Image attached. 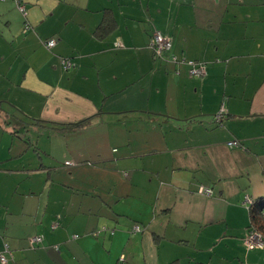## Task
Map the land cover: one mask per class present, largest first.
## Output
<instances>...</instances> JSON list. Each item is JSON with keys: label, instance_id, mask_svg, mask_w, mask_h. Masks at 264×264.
I'll use <instances>...</instances> for the list:
<instances>
[{"label": "crops", "instance_id": "0c3cea01", "mask_svg": "<svg viewBox=\"0 0 264 264\" xmlns=\"http://www.w3.org/2000/svg\"><path fill=\"white\" fill-rule=\"evenodd\" d=\"M23 2L27 30L15 0L0 1L7 264H264V248L243 244L249 201L264 196V0ZM106 9L115 22L100 37ZM152 27L171 37L174 55L203 61L206 74L154 60ZM62 58L74 65L64 69ZM27 125L55 138L33 148L36 158L63 161L77 181L51 185V167L40 168L37 192L17 143L31 147ZM77 131L85 136L69 143ZM111 217L116 225L105 221L94 235Z\"/></svg>", "mask_w": 264, "mask_h": 264}, {"label": "rangeland", "instance_id": "374dc122", "mask_svg": "<svg viewBox=\"0 0 264 264\" xmlns=\"http://www.w3.org/2000/svg\"><path fill=\"white\" fill-rule=\"evenodd\" d=\"M50 39L54 40V43H53V45H54L56 40L54 38H49V40ZM43 44L46 47H48L45 44V41L43 42ZM118 45H119V43H116V46H118ZM52 46H50V47H52ZM73 65H74V63L72 64V66ZM71 67L64 68V69H70ZM20 118L22 120H24L25 122H27V123H31L30 121L26 120L23 116L20 117ZM5 119L8 120L7 117H5ZM1 123L3 125H6L8 130H10V129L12 130V128L15 127L14 124L8 125V124H5L3 121ZM67 127H70V126H67ZM27 129H28L27 136L32 141L31 147L26 148V146L24 144H22L21 142H17V143H19V147H22V146L24 147V151H23V155H22L23 156L22 157V162L24 164H27V167H32V170H33L32 172H27L24 176H27L28 173H31V175L37 176L36 180H30L32 182H37L36 185H35V187L38 190L37 192H41L40 191L41 188L42 189H43V187L45 188V186L42 185L44 183V179L45 178H42L43 177L42 174L38 171V169H40V168L49 169L51 167L50 180H49L51 185H56V182H58L60 184H63V182H65V180L77 181V179H74L72 177H69V176L65 175L64 170H65L66 167L64 166L63 161L60 160V161H56L55 162V160H53V159L46 158V157L44 158V156H43L44 154L43 153L40 154L41 157H43L42 161L40 159L36 158L38 156L37 155L38 152L34 151L33 148L41 147V145H47L48 142H50L51 140H53V139L55 140V138L53 136L49 135L50 133L48 131H51V130L48 129V128L46 129L44 127V125H40V126L27 125ZM73 130H74V128H73ZM83 136H85L84 132L77 131V132L66 134L65 139L67 141H69V143H73V140L78 139V138L82 139ZM16 138H17V141L20 140L18 136H16ZM104 164H107V161H104ZM80 172H83L82 174H84V173L89 172V170H87V168H82L80 170ZM15 173H18V172H15ZM84 175H86V174H84ZM22 183L24 184V182H22ZM23 184L18 187V190H22ZM122 218H120V221L122 220ZM105 221H109L110 223H114L116 225V223H115L116 222V218L115 217H111L109 220H105V218H101L100 219V223L101 224L99 225L98 230L95 231L97 236L100 234V237H101V235L103 234L104 231L102 230V223L105 222ZM125 221L130 223V220H128V219H125ZM127 225H129V224H127ZM118 228L124 229L121 225H118ZM74 236H77V235H74ZM39 237H41V236L39 235ZM252 249H255V248H252Z\"/></svg>", "mask_w": 264, "mask_h": 264}, {"label": "built area", "instance_id": "2783aa9c", "mask_svg": "<svg viewBox=\"0 0 264 264\" xmlns=\"http://www.w3.org/2000/svg\"><path fill=\"white\" fill-rule=\"evenodd\" d=\"M16 3V7L19 9L20 12H22V14L24 15V17L26 16V5L24 4L23 0H15ZM54 43L53 39H47L45 41V44L50 47L52 46ZM152 48L153 51V56L154 58H158L161 56L162 52L168 50L171 46V39L170 37H168L167 35H163L161 34L158 30H155L153 32L152 38H151V42L149 44ZM176 58L173 56L172 60H175ZM61 64L63 68H69L72 66V61L69 58H62L61 59ZM188 64V75L189 76H203L206 74V66L204 62H197L194 60H188L187 61ZM177 72V71H176ZM215 119H220L221 114L217 113L215 115ZM228 145H237L238 143H236L235 141H229L227 143ZM67 163V162H66ZM198 191L200 193H204L209 195L212 191L209 187H204L202 185H200L198 187ZM140 229L139 225L135 224L132 227L133 231H138ZM41 238L39 236H34L30 238V242L31 243H36L38 241H40ZM243 244L244 246L249 249V245L252 246V248H262L264 247V237H262V235L260 233H258L257 231L254 230H246V235L243 239ZM0 260L2 263H5L7 261L6 256L4 255V253L2 252L0 254Z\"/></svg>", "mask_w": 264, "mask_h": 264}, {"label": "trees", "instance_id": "16d2710c", "mask_svg": "<svg viewBox=\"0 0 264 264\" xmlns=\"http://www.w3.org/2000/svg\"><path fill=\"white\" fill-rule=\"evenodd\" d=\"M0 1H2V0H0ZM111 12L112 11L110 9H106L105 14H104L105 17L103 18V20L100 22V24L95 29L96 35H98L100 37L104 36L109 31V29L112 27L111 24L112 25L114 24L115 18L113 16V13H111ZM108 13H110L112 16L110 17V14H108ZM27 22L28 21H27L26 17H24V27H23L24 30H27V29H25L26 25L29 24ZM27 26H29V25H27ZM155 30H158V29L155 27L151 28L150 38H149V42H148V47L151 49V51H152V48L149 44L151 42V38H152L153 32ZM158 31L161 34L167 35L168 37H170L168 34L162 33L160 30H158ZM170 39H171V37H170ZM171 46H172V41H171ZM171 46L168 50L162 52L161 56L156 58V59L153 57V51H152L153 59L154 60H162V61L170 60L171 62L176 63V64L185 63L187 65V68H188V64H187L188 60L203 62V61H199V60H195V59H186L184 57L179 58L171 52ZM173 56L176 58L175 60H172ZM203 76H192V77H203ZM217 113H220L221 117H220V119H215L216 118L215 117L216 114H215L214 115V121L216 123H219L223 117L222 108ZM85 122H86L85 120H81L78 122L71 123L70 125H71V127L78 128V127L83 126ZM228 146L233 147L235 145H228ZM197 191H198V189H197ZM201 194H204V193H201ZM250 229L257 231L258 233H260L262 235V237H264V196L257 197L253 201H249V204H248V225L246 227V230H250ZM94 235H96V232H94ZM262 248H264V247H262ZM257 249H261V248H257ZM7 250L8 249L5 248L4 251H7ZM1 253L2 252H0V254ZM7 253H8L7 255L4 253V255L7 258V261L5 263H2L0 260V264H7L9 262V260L12 259V257H13L12 252L7 251ZM167 264H178V263L176 261H172V262H169Z\"/></svg>", "mask_w": 264, "mask_h": 264}, {"label": "clouds", "instance_id": "9594fccd", "mask_svg": "<svg viewBox=\"0 0 264 264\" xmlns=\"http://www.w3.org/2000/svg\"><path fill=\"white\" fill-rule=\"evenodd\" d=\"M248 247H249V250L251 251V250H252V246H251V245H249Z\"/></svg>", "mask_w": 264, "mask_h": 264}, {"label": "bare ground", "instance_id": "6f19581e", "mask_svg": "<svg viewBox=\"0 0 264 264\" xmlns=\"http://www.w3.org/2000/svg\"><path fill=\"white\" fill-rule=\"evenodd\" d=\"M34 237V236H33Z\"/></svg>", "mask_w": 264, "mask_h": 264}]
</instances>
